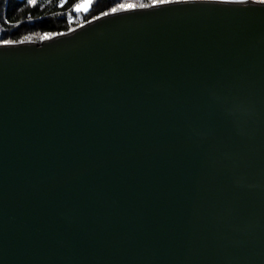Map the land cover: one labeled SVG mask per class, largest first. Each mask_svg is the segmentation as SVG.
<instances>
[{"label":"water","instance_id":"obj_1","mask_svg":"<svg viewBox=\"0 0 264 264\" xmlns=\"http://www.w3.org/2000/svg\"><path fill=\"white\" fill-rule=\"evenodd\" d=\"M117 5L0 42V264H264V3Z\"/></svg>","mask_w":264,"mask_h":264},{"label":"trees","instance_id":"obj_2","mask_svg":"<svg viewBox=\"0 0 264 264\" xmlns=\"http://www.w3.org/2000/svg\"><path fill=\"white\" fill-rule=\"evenodd\" d=\"M80 1L0 0V41H19L30 34L42 36L66 31L123 0H91L85 9L76 8Z\"/></svg>","mask_w":264,"mask_h":264},{"label":"rangeland","instance_id":"obj_3","mask_svg":"<svg viewBox=\"0 0 264 264\" xmlns=\"http://www.w3.org/2000/svg\"><path fill=\"white\" fill-rule=\"evenodd\" d=\"M90 1L91 0H81L77 5H76V8H86L88 5H89V3H90ZM148 1H150V0H143V1H140V2H135V1H133V0H123V1H121L120 3H117V4H119V5H121V6H123V5H125L126 7H130V5L131 4H135V3H141V2H148ZM117 4H115V5H117ZM31 35H34V34H30L28 37H30ZM36 36H39V35H36ZM42 36H45V35H42ZM27 37V38H28Z\"/></svg>","mask_w":264,"mask_h":264},{"label":"bare ground","instance_id":"obj_4","mask_svg":"<svg viewBox=\"0 0 264 264\" xmlns=\"http://www.w3.org/2000/svg\"><path fill=\"white\" fill-rule=\"evenodd\" d=\"M226 1H237V0H226ZM246 1H251V0H246ZM255 1V0H253ZM129 7V6H128ZM126 7L125 5L121 6V5H117L116 7H114L113 9H115V12L117 11H120V10H123V9H126L128 8ZM111 12L113 13V11L111 10Z\"/></svg>","mask_w":264,"mask_h":264},{"label":"snow or ice","instance_id":"obj_5","mask_svg":"<svg viewBox=\"0 0 264 264\" xmlns=\"http://www.w3.org/2000/svg\"><path fill=\"white\" fill-rule=\"evenodd\" d=\"M32 2L34 3L35 0H32ZM161 2H163V0H161ZM261 3H264V0H260ZM113 12H115V9H112ZM2 43H8L7 41H2Z\"/></svg>","mask_w":264,"mask_h":264},{"label":"built area","instance_id":"obj_6","mask_svg":"<svg viewBox=\"0 0 264 264\" xmlns=\"http://www.w3.org/2000/svg\"><path fill=\"white\" fill-rule=\"evenodd\" d=\"M29 38V37H28ZM0 42H2V41H0Z\"/></svg>","mask_w":264,"mask_h":264}]
</instances>
